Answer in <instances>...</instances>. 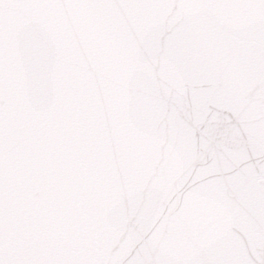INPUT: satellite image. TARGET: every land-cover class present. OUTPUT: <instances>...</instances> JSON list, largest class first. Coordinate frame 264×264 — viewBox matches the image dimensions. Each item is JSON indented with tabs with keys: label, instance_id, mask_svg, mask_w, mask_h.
I'll return each instance as SVG.
<instances>
[{
	"label": "snow or ice",
	"instance_id": "6c2138e0",
	"mask_svg": "<svg viewBox=\"0 0 264 264\" xmlns=\"http://www.w3.org/2000/svg\"><path fill=\"white\" fill-rule=\"evenodd\" d=\"M0 264H264V0H0Z\"/></svg>",
	"mask_w": 264,
	"mask_h": 264
}]
</instances>
